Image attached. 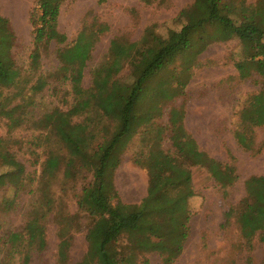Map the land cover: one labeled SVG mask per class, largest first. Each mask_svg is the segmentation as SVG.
<instances>
[{"label": "trees", "instance_id": "trees-1", "mask_svg": "<svg viewBox=\"0 0 264 264\" xmlns=\"http://www.w3.org/2000/svg\"><path fill=\"white\" fill-rule=\"evenodd\" d=\"M64 1L35 0L30 13L34 34L30 69L34 71L39 68L40 49L51 42H66L65 35L57 29ZM179 19L183 22L181 28L169 31L165 38L147 28L138 42L112 40L108 60L92 71L88 89H83L81 83L93 36L82 30L72 46L57 50V75L68 81L72 102L66 110L54 108L45 113L36 125L40 135L32 136L29 144L33 151L41 148L39 172L27 173L8 141L0 138V167H5L0 173V188L9 186L16 192L27 185L33 187L32 209L22 230L7 234L3 243L7 255L0 264H11L16 253L21 264H31L34 255L44 252L46 219L53 204L52 185L59 177L63 182L82 181L76 206L87 215L90 225L85 233L87 251L79 264H137V255L149 252H159L163 264H171L188 235L187 202L193 191L187 163L205 167L223 188L236 179L233 167L198 150L185 132L183 112L173 108L168 121L178 159L161 150L151 152L146 196L138 204L111 203L115 194L113 172L120 165L123 150L142 124L160 114L162 101L180 94L190 68L208 45L238 40L241 59L234 66L239 77L255 75L260 83L259 91L246 101L237 116V143L252 150L251 133L264 126V0H255L253 4L246 0H194L181 11ZM12 44L8 21L0 16V117L16 129L28 121L27 108L32 104L28 96L38 94L48 81L39 74L29 86V95L21 94V82L30 84V78L24 79L15 64ZM177 59L181 61L184 78L176 80L171 75L162 84L152 86L150 81L161 76ZM125 66L129 68V82L115 78ZM44 140L51 143L46 152ZM263 149L264 140L257 151ZM244 188L245 197L227 210L225 222L235 218L247 245L255 236L264 244V176L249 177ZM12 202L5 199L4 209L10 210ZM75 229L79 230L77 225ZM122 237L126 239L123 247L118 245ZM69 249L70 238L61 232L58 264H68Z\"/></svg>", "mask_w": 264, "mask_h": 264}, {"label": "rangeland", "instance_id": "rangeland-1", "mask_svg": "<svg viewBox=\"0 0 264 264\" xmlns=\"http://www.w3.org/2000/svg\"><path fill=\"white\" fill-rule=\"evenodd\" d=\"M193 1L106 0L99 3L98 0H66L61 4L57 19V29L65 35L66 42H51L40 49L39 68L34 71L30 69L34 37L30 13L35 0H0V16L8 21L13 34L11 56L23 78H30V84L21 82V94L29 95V86L39 74L48 81L42 91L28 96L32 98V104L27 108L28 121L20 128L10 127V122L0 117V138L8 141L10 150L27 173H38L43 158H40L41 148L36 152L29 144L32 136L40 135L36 128L38 121L54 108L66 110L72 102L68 81L57 75L60 67L57 50L72 46L82 30L93 36L89 58L83 63L81 83L83 89H88L92 84V71L108 60L112 40L138 42L147 28L165 38L169 31L181 28L180 13ZM246 2L253 4L255 0ZM240 59L241 47L236 39L208 45L190 68L183 90L172 100L162 101L160 114L138 128L122 152L120 165L113 172L115 194L111 203H140L147 193L150 153L161 150L177 158L168 121L173 108L183 112L185 132L195 141L198 150L233 167L236 179L223 188L205 167L187 163L193 191L187 202L188 235L179 256L171 264H264V244L258 236L249 246L242 239L235 218L225 222L227 210L245 197V180L251 176H264V149L257 151L264 140V126L253 129L252 150L242 148L234 137L239 111L260 89L257 76L239 77L234 64ZM180 63L177 59L161 76L154 77L151 85L162 84V80L171 75H175L176 80L184 78ZM115 78L129 82V68L123 67ZM48 136L52 139L50 133ZM44 141L46 152L51 143ZM4 168L0 167V173L5 171ZM80 183L63 182L59 177L52 185L53 204L46 219V248L40 256L34 255L31 264H58L57 247L61 232L70 238L68 264H79L83 259L87 251L85 233L90 220L76 206ZM32 189L29 185L16 192L9 186L0 188V263L7 255L3 244L7 234L21 231L32 209ZM5 199L13 200L10 210H5L2 205ZM118 245L125 246L126 239L120 238ZM136 258L137 264H163L159 252L141 253ZM20 259V255L14 254L11 264H21Z\"/></svg>", "mask_w": 264, "mask_h": 264}]
</instances>
